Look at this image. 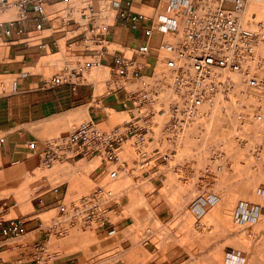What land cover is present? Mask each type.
Returning <instances> with one entry per match:
<instances>
[{"label": "rangeland", "instance_id": "374dc122", "mask_svg": "<svg viewBox=\"0 0 264 264\" xmlns=\"http://www.w3.org/2000/svg\"><path fill=\"white\" fill-rule=\"evenodd\" d=\"M92 4L98 15L113 16L105 0H92ZM82 5L80 0H70V3L57 8L78 13ZM14 9L17 10L14 6L2 8L0 20L16 17L17 11ZM251 16L256 18L255 22H264V0L246 2L241 17L245 26L250 27ZM98 24L105 25L101 22ZM180 32L179 36L182 37L183 31ZM167 41L175 42L173 38H167ZM165 57L166 54L157 56L159 63L152 75L121 83L129 91L141 90L154 94L158 105L154 109L142 110L144 115L153 114L149 120L151 134L147 137L153 140L141 146H135L129 140L120 146L121 162L128 157L129 166L119 173V178H115L116 174L112 176L116 165L99 158L81 160L75 165L56 160L46 166L40 154L36 158L38 166L31 169L34 176L29 180L28 197L32 199L40 194L39 184L43 175L50 178L45 188L66 183L68 192L61 220L59 208H48L34 215L50 229H53L54 223L61 222L64 236L76 238H83L89 233L93 235L94 228L100 225L96 219H106L114 224L119 222L124 245L122 248L119 246L118 251L120 254L130 252V261L134 264H149L155 248L160 252L158 260L161 264H214V261L224 264L227 247L251 253L264 243L253 239L260 238L259 235L264 233V219L258 225L243 226L238 222L250 220L253 216L251 211L246 214L247 209L241 204L261 205L264 215V47H256L255 56L248 65L250 73L258 81V87L248 88L241 83L239 76L221 72L223 78L229 79L226 85L209 92L206 90V101L187 119L179 118L173 111L172 105L175 101H182V93L176 92L178 90L172 86L175 72L164 68ZM56 72L62 74V71ZM87 74L84 80L78 82L94 84L95 96H104L108 90L114 89L108 70L93 68ZM158 110L162 111L157 114ZM106 112L110 117L109 124H99L102 130H110L128 120L112 111ZM86 122L85 118L69 125L61 136L48 143H66L72 130ZM139 151L145 155L154 154L162 161L163 165L159 167L162 187L157 192L169 207V217L165 221H155L148 204L151 193L149 179L142 178L131 162L137 158ZM146 163L143 164L145 170L150 166ZM251 188L254 191H249ZM122 189H129L133 193L123 195L120 193ZM258 189L261 191L257 192ZM98 191L101 193L94 197ZM125 196L129 202L127 206L120 204ZM209 197H217L218 202L208 203ZM104 201L120 207L107 209L102 206ZM87 217L92 223L91 229L86 228ZM73 221L77 225L71 227ZM57 232L60 231L52 230V237ZM153 234L155 241L151 246ZM17 244L23 247L22 250L32 249L29 241L21 239L13 246ZM53 244L54 241L40 247L26 264H52V255L59 251ZM217 254L221 255V263ZM112 259L116 258L107 260V257L99 254L96 262L115 264Z\"/></svg>", "mask_w": 264, "mask_h": 264}, {"label": "crops", "instance_id": "0c3cea01", "mask_svg": "<svg viewBox=\"0 0 264 264\" xmlns=\"http://www.w3.org/2000/svg\"><path fill=\"white\" fill-rule=\"evenodd\" d=\"M192 1L195 0H105L109 4V11L114 13L113 16H96L97 22L107 26L103 35L105 53H101L95 36L91 35L95 25L87 23L79 11H61L57 8L67 3L46 6V18L39 31L30 22L21 34L14 31L6 37L0 32V264H26L40 247L52 241L55 249L59 248L58 253L52 255V264H97L99 254L107 257V260L116 258L112 259L115 264H134L130 261V252L120 254L118 251L119 246L122 248L124 245L119 222L114 224L106 219H96L100 225L94 228L93 235L89 233L83 238H76L64 236L61 222L54 223L53 229H50L34 215L48 208H59L61 220L68 192V185L64 182L45 188L50 178L43 175L39 184L40 194L32 199L28 197L29 180L34 176L31 169L38 166L36 158L43 155L48 141L55 140L69 125L85 118L108 125L110 117L106 110L127 119L134 114L122 90L111 89L104 96H95V85L88 82L79 83L74 91L67 87L48 89L46 84L54 76L60 75L56 71L63 73L65 68L77 72L78 80H84L87 71L93 68L106 69L109 74L114 55H134L143 45L154 49L160 43L168 42L167 38L176 41L180 31H183L187 15L185 2L190 4ZM147 30L151 32L147 33ZM139 60L147 65L144 69L146 76L152 75L159 63L153 52ZM125 159L122 165L111 163L116 165L113 171L116 172L115 178H119V173L128 168V157ZM81 160L86 159L68 162L75 165ZM131 162L142 178L149 179L151 193L148 204L155 221H165L169 217V207L157 192L162 187L159 169L162 161L154 154H148L145 158H133ZM146 162L150 166L145 170L143 166ZM130 192L133 193L129 189L120 191L123 195ZM207 201L216 204L218 198L209 197ZM120 204H129L126 196L121 198ZM241 205L247 209L246 214L251 211L253 216L249 217L250 220H238L240 225H258L264 219L263 206ZM102 206L107 209L120 207L106 201L102 202ZM11 220L22 222L18 238L1 234ZM76 225L75 221L71 223V227ZM85 225L91 229L92 223L87 219ZM52 230L60 232L52 237ZM154 236L150 239L151 246L155 241ZM259 237L253 239L264 242V233ZM21 239L31 242L32 249L22 250L23 247L18 244L13 246ZM159 253L155 248L149 264H161ZM217 257L221 263V255L217 254ZM224 264H264V243L251 253L227 247Z\"/></svg>", "mask_w": 264, "mask_h": 264}, {"label": "built area", "instance_id": "2783aa9c", "mask_svg": "<svg viewBox=\"0 0 264 264\" xmlns=\"http://www.w3.org/2000/svg\"><path fill=\"white\" fill-rule=\"evenodd\" d=\"M69 1L0 0V9L14 6L20 12L14 19L1 21L0 32L6 37L11 36L14 31L21 34L30 22L39 31L46 18V6ZM80 1L83 3L79 9L80 15L87 23L95 25L91 35L95 36V43L100 46L101 53H105L103 35L107 26H100L96 21L98 14L90 0ZM245 2L246 0H195L190 4L185 2L187 15L182 37L179 36L175 42L160 43L154 49L143 45L134 55H114L109 68L110 84L115 90L124 91L134 114L107 131L102 130L98 122L88 120L72 130L66 143H47L42 156L43 163L50 166L56 160L99 158L103 162L124 164L119 156L120 146L129 140L135 146L149 141V120L153 114L144 115L142 110L156 108L157 97L146 91H129L121 83L145 77L144 69L147 65L140 62L139 58H144L151 52L157 56L166 54L164 68L175 72L172 86L178 90L176 92L182 93V101H175L172 106L181 119L190 118L193 111L206 101L205 92L226 85L229 79L220 75L223 71L239 76L241 83L248 88L258 87L257 79L250 73L249 67L244 66L253 60L257 46L264 47V22H255L256 18L251 16L250 27L243 24L241 17ZM150 32L151 30H147V33ZM78 77L77 72L65 68L62 74L54 76L46 86L48 85V89L67 87L74 91L79 84ZM161 111L158 110L157 114ZM136 156L145 158L141 151ZM163 159L166 160L164 157ZM115 174L116 172L112 173V176ZM100 193L98 191L94 197ZM21 226V220H11L1 230V234L18 238Z\"/></svg>", "mask_w": 264, "mask_h": 264}, {"label": "bare ground", "instance_id": "6f19581e", "mask_svg": "<svg viewBox=\"0 0 264 264\" xmlns=\"http://www.w3.org/2000/svg\"><path fill=\"white\" fill-rule=\"evenodd\" d=\"M10 1L12 2L13 0H10ZM78 1H79V0H78ZM247 1H248V2H251L252 0H246V2H247ZM90 2H92V0H90ZM246 2H245V6H246ZM68 3H70V1H69ZM72 3H73V2H72ZM245 6H244V9H245ZM11 7H12V6H11ZM244 9H243V12H242V13H244ZM3 10H6V9H3ZM14 10H16V9H14ZM1 11H2V9H0V12H1ZM16 11H17V15H16V17H17V16L19 15L20 12H19L18 9H17ZM5 16H6V15H5ZM0 17H1V16H0ZM6 17H7V16H6ZM2 18H3V17H2ZM14 18H15V17H13V18H9V19L6 18L5 20H3V19H4V18H3V19L0 20V21H7V20L14 19ZM247 63H248V64H247ZM247 63H246V64H247V67H248V65L251 63V61H249V62H247ZM245 66H246V65H245ZM245 66H244V67H245ZM223 72H224V71H223Z\"/></svg>", "mask_w": 264, "mask_h": 264}]
</instances>
